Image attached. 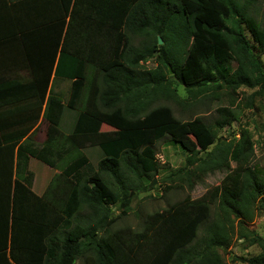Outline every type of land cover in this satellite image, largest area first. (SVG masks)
Masks as SVG:
<instances>
[{"label":"trees","instance_id":"trees-1","mask_svg":"<svg viewBox=\"0 0 264 264\" xmlns=\"http://www.w3.org/2000/svg\"><path fill=\"white\" fill-rule=\"evenodd\" d=\"M257 1L0 0V264H223L235 232L260 251L234 259L264 264V236L247 228L264 210V168L251 164L248 129L218 135L236 120L226 106L207 123L155 104L185 107L221 89L261 94ZM51 73L71 79L65 100L50 92ZM245 99L252 108L254 97ZM24 100L35 104L28 127L9 134V108ZM40 113L37 143L39 128L29 131ZM164 137L184 161L161 177L163 192L227 173L202 196L147 213L137 229L114 227L131 191H149L165 168L155 150ZM30 158L58 170L41 195L31 189Z\"/></svg>","mask_w":264,"mask_h":264},{"label":"rangeland","instance_id":"rangeland-1","mask_svg":"<svg viewBox=\"0 0 264 264\" xmlns=\"http://www.w3.org/2000/svg\"><path fill=\"white\" fill-rule=\"evenodd\" d=\"M255 10L257 19L264 26V0L257 1ZM145 64L147 67H153L156 65V62L148 60ZM257 89L258 87L252 89L240 88L234 95L221 89L220 91L213 92L212 95H208L210 97H205V95L200 96L196 101L185 107H179L167 100L157 101L155 104L169 105L172 108L174 116L179 119L187 120L201 117L207 123H212L217 118L216 108L218 106L228 107L235 114L236 120L231 123L230 127L226 126L224 129L219 130L218 135L228 138L231 137V134L235 133V136L238 137L237 132L240 128H247L254 142V154L251 164L258 168H264V90L261 94H258ZM250 95L254 97L255 103L252 108H247L245 98ZM69 114L65 113L60 123V129L64 132L70 130L69 123L72 122V118ZM44 129L45 126L41 123L37 136L43 135ZM101 129L108 130L110 127L102 125ZM155 150L160 164L165 168L152 177L155 183L152 184L153 188L149 191L140 193L134 190L131 191L130 210L125 216L117 220L114 227L130 226L137 229L143 224L147 213L165 208L174 201L184 198L186 195H189L191 198H198L214 185L220 184L227 173L226 171H215L214 173L207 174L202 180L197 181L192 190L174 188L163 192L160 185H158L161 177L166 172H170V170L183 164V149L179 144L173 143L167 137H164L157 141ZM86 152L88 153V151ZM89 158L90 162L95 164L96 157L91 155ZM232 165L235 164L232 163ZM30 168L34 171L32 188L37 194H41L49 178L54 174V169L36 159H32ZM211 210L213 211V209ZM247 228L264 236V210L258 207L254 210L253 218L248 222ZM198 234H200V230ZM259 251L260 248L257 245H250L246 239H240L235 232L231 235L228 248L225 251H220V255L223 264H247L234 259V257H249L257 254Z\"/></svg>","mask_w":264,"mask_h":264},{"label":"crops","instance_id":"crops-1","mask_svg":"<svg viewBox=\"0 0 264 264\" xmlns=\"http://www.w3.org/2000/svg\"><path fill=\"white\" fill-rule=\"evenodd\" d=\"M20 74L28 77V75L24 71H21ZM70 84H71V79H64V78L54 77V74L51 73L50 81H49V90H50V92L52 94L62 98V100H65L68 97ZM63 87H65V88H63ZM20 92H22V91H20ZM31 102H32V100L20 101L15 106L9 108L12 111V114L7 118L8 121L12 122L11 125L9 126V130H8L9 134L19 133L24 128L28 127V122H29V119H30V115L34 113V109H35V106H34L35 104H30ZM44 104H45V101L43 103L42 109L44 107ZM41 112H42V110H41ZM41 123L42 122H41V113H40L39 119L33 125V127L30 129L29 132H31L36 127L39 128V125ZM44 126H45V124H44ZM37 135H38V132L36 133L35 141L37 143L43 142L44 139H45V133L43 135H41V136H37ZM25 136L23 138H21V140H23L25 138ZM32 159H35V158H30L29 159L28 169L33 173V180H32V185H31V189L33 190L32 186H33V181H34V171L30 168V164H31ZM37 161H39V160H37ZM51 169H53V168H51ZM57 172H58V170L54 169V174L57 173ZM53 175L51 176V178L53 177ZM51 178H49L48 183L50 182ZM48 183H47V185H48ZM47 185H46V187H47ZM46 187L44 188V190L46 189ZM44 190L42 191V193L44 192ZM41 194H38V195H41ZM75 264H81V261H77Z\"/></svg>","mask_w":264,"mask_h":264},{"label":"water","instance_id":"water-1","mask_svg":"<svg viewBox=\"0 0 264 264\" xmlns=\"http://www.w3.org/2000/svg\"><path fill=\"white\" fill-rule=\"evenodd\" d=\"M158 42H159V43L162 42L160 38L158 39ZM168 67H169V66H168ZM169 68H170V67H169ZM170 73L172 74V71H171V70H170ZM154 183H155V180H152L151 184H154Z\"/></svg>","mask_w":264,"mask_h":264}]
</instances>
